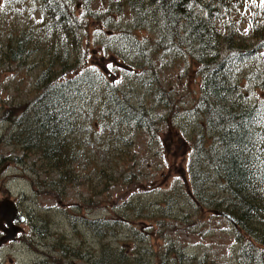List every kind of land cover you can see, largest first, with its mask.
Masks as SVG:
<instances>
[{"label": "rangeland", "instance_id": "obj_1", "mask_svg": "<svg viewBox=\"0 0 264 264\" xmlns=\"http://www.w3.org/2000/svg\"><path fill=\"white\" fill-rule=\"evenodd\" d=\"M90 7L98 15L85 26L83 54L87 59L81 72L91 70L121 91L143 97L144 107L156 122L147 131L111 129L97 119L105 94L101 88L90 94L91 106L79 104L73 146L76 162L68 172L52 171L36 154L24 159L19 148L4 141L14 132L5 113L14 107L18 115L35 99V81L50 66L49 58L41 62L43 58L33 49L32 56L10 67L0 62V202L9 196L28 219L16 242L0 251V264H87L107 246L128 251L146 248L153 254L148 259L151 264H177L180 253L196 259V264H237L239 245L232 226L196 207L187 184L192 156L188 140L202 126V118L193 112L204 81L201 67L170 53L157 56L153 49L143 56V51H134L135 47L118 38L126 32L127 12L119 13L117 20L103 21L106 7L99 0H93ZM77 9L81 13L83 3ZM242 13L231 16L239 22L236 31L248 39L253 31ZM39 15L35 7L28 12L18 3L0 0V39L9 33L17 39L23 28L33 29L36 36ZM216 27L221 32V26ZM147 38V32L137 36L138 41ZM248 40L243 43L244 53L250 54L253 63L237 76L239 90L233 97L244 106L264 104V92L257 90L250 77L253 70L264 72V46L257 48L263 42ZM75 75L63 77L69 80ZM119 135L127 145L117 142ZM208 138L212 140L213 134ZM17 159L22 162L17 164ZM207 193L212 200L222 197L217 188ZM137 211L141 214L136 215ZM141 215L157 220L148 222ZM94 223L100 224L102 239L89 228ZM105 223L114 228L115 236H109ZM131 232L145 235V242L138 245Z\"/></svg>", "mask_w": 264, "mask_h": 264}, {"label": "trees", "instance_id": "obj_2", "mask_svg": "<svg viewBox=\"0 0 264 264\" xmlns=\"http://www.w3.org/2000/svg\"><path fill=\"white\" fill-rule=\"evenodd\" d=\"M9 1L22 5L28 12L34 7L38 10L40 20L36 23L44 37L38 28L36 36L33 29L25 28L17 39L9 33L4 40L0 39V62L10 67L32 56L31 50L36 49L43 58L41 62L49 58L50 66L41 70L35 81V99L18 115L14 107L5 113L14 128L5 137V144L19 148L24 159L36 154L52 171H70L77 160L73 146L79 104L89 106L90 94L101 88L105 94L97 115L99 121L113 130L131 133L153 128L156 121L144 107L143 97L121 91L91 70L81 72L87 59L83 54L85 26L88 19L94 20L98 15L90 7L93 0ZM99 1L107 10L103 21L117 20L119 13H128L129 23L123 25L126 32L118 38L135 47L134 51H143V56L151 49L157 51V56L170 53L201 67L204 81L193 112L202 118V126L188 140L192 152L186 169L190 199L201 210L207 209L215 216L224 213L234 220L236 227L231 226L239 245L237 264H264V104L244 106L233 101L239 90L237 76L253 63L250 54L244 53L243 43L250 39L255 44L263 42L257 48L264 46V4L257 0ZM79 3H83L84 9L77 14ZM240 11L242 18L248 19L250 33L253 31L248 39L236 31L239 22L231 16H238ZM216 25L221 26V32ZM142 32H147L148 38L138 41ZM72 72L77 75L64 80L63 76ZM250 77L257 83V90L264 92V72L253 70ZM151 80L155 81L154 76ZM212 134L211 140L208 136ZM117 142L128 144L121 135ZM211 188H217L222 197L207 198ZM139 214L137 211L136 215ZM140 218L148 222L157 220L152 216ZM99 225L88 224L94 235L102 239ZM104 225L109 236L116 235L109 223ZM131 237L138 245L145 242L141 233L131 232ZM150 257L153 254L146 248L128 251L107 246L87 264H151ZM177 264H196V259L180 253Z\"/></svg>", "mask_w": 264, "mask_h": 264}, {"label": "water", "instance_id": "obj_3", "mask_svg": "<svg viewBox=\"0 0 264 264\" xmlns=\"http://www.w3.org/2000/svg\"><path fill=\"white\" fill-rule=\"evenodd\" d=\"M216 215L226 220L233 227H236L234 220L228 215L220 212ZM24 222V218L20 215L13 202L5 200L0 203V226L5 224L10 229V232H4L5 235L10 234V237L3 238L1 242L12 241L14 237L21 233L20 226L23 225ZM13 223L16 225H13Z\"/></svg>", "mask_w": 264, "mask_h": 264}, {"label": "flooded vegetation", "instance_id": "obj_4", "mask_svg": "<svg viewBox=\"0 0 264 264\" xmlns=\"http://www.w3.org/2000/svg\"><path fill=\"white\" fill-rule=\"evenodd\" d=\"M2 169H0V170H2ZM6 200L11 201L9 196H8V198ZM4 201H5V199H4ZM11 202H13V201H11ZM13 203L16 206V208L18 209L16 203L15 202H13ZM18 211H19V209H18ZM19 213L24 218V221H25L24 224H25L27 222V220H28L27 217L25 215H23L20 211H19ZM13 225H16V224L13 223ZM23 225H21V226H23ZM21 226H20V228H21ZM4 232H10V229L5 224H2V226H0V251L5 247V245L14 244L16 242V240H17V237L22 233V229H21V233L20 234H18L16 237H14L12 241H8V242H6V241L5 242H1V240L3 238L10 237V234L5 235Z\"/></svg>", "mask_w": 264, "mask_h": 264}, {"label": "snow or ice", "instance_id": "obj_5", "mask_svg": "<svg viewBox=\"0 0 264 264\" xmlns=\"http://www.w3.org/2000/svg\"><path fill=\"white\" fill-rule=\"evenodd\" d=\"M261 3L264 4V0H261ZM109 67H111V65H109Z\"/></svg>", "mask_w": 264, "mask_h": 264}]
</instances>
